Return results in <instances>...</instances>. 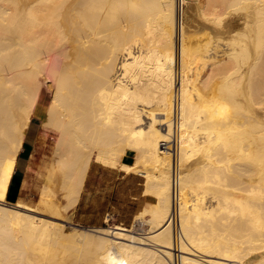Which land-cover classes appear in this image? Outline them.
<instances>
[{"label":"bare ground","instance_id":"6f19581e","mask_svg":"<svg viewBox=\"0 0 264 264\" xmlns=\"http://www.w3.org/2000/svg\"><path fill=\"white\" fill-rule=\"evenodd\" d=\"M44 85L48 173L9 203ZM92 163L141 177L129 227L73 224ZM222 261L264 264V0H0V264Z\"/></svg>","mask_w":264,"mask_h":264},{"label":"rangeland","instance_id":"374dc122","mask_svg":"<svg viewBox=\"0 0 264 264\" xmlns=\"http://www.w3.org/2000/svg\"><path fill=\"white\" fill-rule=\"evenodd\" d=\"M199 1L202 2L203 0ZM232 20V24H236V21L234 22L235 19ZM43 91H45L43 99L37 109V112L35 113V117L32 121L31 128L25 142L27 152L25 154H20L22 161H20L16 167V184L20 178L26 179L29 182V184H26V186L29 185V188L28 192L25 194L27 203L30 201L32 203L35 202L39 195V189L43 185L45 177L48 173L52 157V145L55 141L52 131L43 130L42 128V121L45 120L46 117V114L43 115V113H45V107L48 101L47 97H49L48 91L45 89V85L43 86ZM92 165H95V163H92ZM27 166H30V171L27 170ZM141 183V177L134 179H119L111 187H108V190L112 188V190L108 191L109 193H112L109 203H104V207L101 210L97 207H88L84 211L81 209L76 211V209H74L71 214L72 216L70 215V217H72V222L83 226H103L105 225L104 218L108 214L110 222H123L125 225H130L129 221L132 215L139 210L142 204L145 205V203H143L145 202V199H143L145 197L141 195ZM20 196H22V192ZM147 205H149V203H147ZM60 223L67 225V228H65L68 230V224L64 222V220L60 219ZM140 229L143 231L144 227H135L134 231L140 232ZM124 233L130 236H137L130 232ZM128 243L133 244V242L130 241ZM211 260H213V258ZM218 262L221 261L218 260ZM222 262L225 264L234 263L228 261Z\"/></svg>","mask_w":264,"mask_h":264},{"label":"crops","instance_id":"0c3cea01","mask_svg":"<svg viewBox=\"0 0 264 264\" xmlns=\"http://www.w3.org/2000/svg\"><path fill=\"white\" fill-rule=\"evenodd\" d=\"M26 152L27 151H26V147L24 144L23 150L21 151L20 154H22V153L25 154ZM123 157L121 158V164L122 165H131L133 163V156H132L131 152H127L125 155H123ZM31 158H32V155H31ZM20 161H22L21 156H18L17 165ZM27 170L30 171V166H27ZM123 172L124 171H121L118 169H110V168L104 167V166L97 164V163H95V165H91V167L87 173V176L85 178L83 189H82V192L80 194V198H79V200L76 204V207H75L76 211H78L79 209L84 211L88 207H97L101 210L104 207L103 206L104 203L105 204L109 203L110 196L112 194V193L108 192L109 190H112V188L108 190V187H111L119 179H129V178L134 179V178L140 177L137 174L126 173V172L123 173ZM15 181H16V170L14 172V175H13L11 182H10V185H9V189H8V193H7V199H6L7 202L14 203L19 199L20 200L24 199V201H26L27 198L25 197V194L28 192V188H29V185L26 186V184H29V182L23 178H20L19 181L17 182V184ZM23 184H24V186H23ZM21 191H22V196H20ZM96 204H97V206H96ZM142 205H144V204H142ZM107 215H106V217H107ZM133 215H132V217H133ZM108 217H109V215H108ZM132 217L130 218V221H131ZM104 220H105V218H104ZM130 221H129V224H130ZM110 223H113V222H110ZM118 223L120 225L129 226V225H125L123 222H114L113 224H118ZM73 224L83 227V225H80L78 223L73 222ZM104 224L105 225H103L101 227L107 226V223L104 222ZM89 226H95V225H89ZM84 227H87V226H84Z\"/></svg>","mask_w":264,"mask_h":264},{"label":"built area","instance_id":"2783aa9c","mask_svg":"<svg viewBox=\"0 0 264 264\" xmlns=\"http://www.w3.org/2000/svg\"><path fill=\"white\" fill-rule=\"evenodd\" d=\"M171 223H172V226H173V232H174V237H175V245H177L178 242L180 241L181 237H182V233H181L180 225L178 223V219H177L176 215H173ZM177 255H178V253H177Z\"/></svg>","mask_w":264,"mask_h":264}]
</instances>
